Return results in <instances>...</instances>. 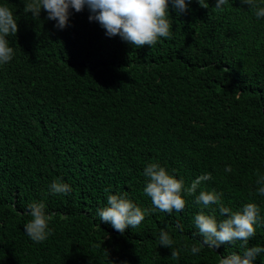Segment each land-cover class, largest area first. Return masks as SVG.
<instances>
[{
	"label": "trees",
	"instance_id": "trees-1",
	"mask_svg": "<svg viewBox=\"0 0 264 264\" xmlns=\"http://www.w3.org/2000/svg\"><path fill=\"white\" fill-rule=\"evenodd\" d=\"M29 2L0 0L18 25L6 37L13 59L0 65V264H218L242 255V241L191 253L202 239L195 215L215 209L218 221L227 218L195 197L222 192L224 206L255 203L264 217L256 183L264 175V17L241 0L223 11L216 0H205L208 8L192 0L178 15L170 0L171 39L136 48L107 36L87 7L70 9L60 29L43 9L38 18L25 13ZM150 163L185 187L206 173L212 179L183 193L185 208L169 214L144 193ZM56 180L72 191L52 194ZM125 193L151 214L121 234L98 210ZM33 201L53 216V234L40 243L24 229ZM255 228L248 247H264V221ZM161 229L171 249L159 245Z\"/></svg>",
	"mask_w": 264,
	"mask_h": 264
},
{
	"label": "clouds",
	"instance_id": "clouds-1",
	"mask_svg": "<svg viewBox=\"0 0 264 264\" xmlns=\"http://www.w3.org/2000/svg\"><path fill=\"white\" fill-rule=\"evenodd\" d=\"M170 0H30L24 8V12H31L38 18L41 9L48 13L49 20L57 21V27L63 29L67 26L70 9L75 12H82L85 7L92 15L90 21H97L105 29L109 37L119 36L123 41L128 42L136 48L154 46L160 38L171 39L173 35L169 15ZM203 8H208L205 0H197ZM192 0H171V4L176 9L177 14L188 11V5ZM250 9L255 11L257 19L264 17V7H260L256 0H241ZM228 4V0H216L214 9L223 11V6ZM18 32L17 19L7 6H0V65L6 64L13 59L14 48L9 46L8 36H15ZM226 171L231 172L227 167ZM144 175L148 177V182L144 187V193L151 198L155 209L171 214L174 210L182 212L186 206L183 193L194 195L202 182L212 179L210 173L197 177L189 187H185L182 179H177L170 175L165 167L159 163H150L144 168ZM257 193L264 196V175H258L256 181ZM52 194L67 195L72 188L59 180L54 181L49 186ZM107 192L108 189H105ZM223 193L216 191H200L195 197L196 204H203L204 208L210 205H217L222 220H217L215 209L212 214L204 211L195 215L194 222L198 229V234L202 238L200 246L191 248L192 254H197L201 248L207 246L211 249H219L222 245L233 244L242 241L241 247L245 249L242 255L232 253L222 256L218 264H254L256 258L264 253V247H248L249 240L255 236V225L264 221L260 215V207L255 203H247L241 210L233 211L224 206ZM107 207L98 210L100 220L110 223L112 228L123 234L128 228H135L141 224L146 215L151 214V210L142 209L127 198V194H110L107 196ZM27 215L31 220L24 225L26 234L32 241L40 243L53 234L49 228L52 214L46 212V205L43 201H33L28 204ZM179 230L183 231V225H179ZM173 239L169 233L161 229L159 234V245L165 248H172ZM171 258L178 259L179 251L172 250Z\"/></svg>",
	"mask_w": 264,
	"mask_h": 264
}]
</instances>
